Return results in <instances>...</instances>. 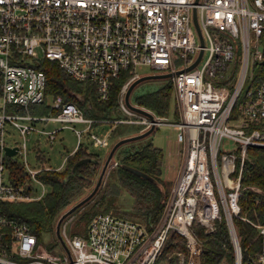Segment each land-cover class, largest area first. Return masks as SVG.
<instances>
[{
    "label": "built area",
    "instance_id": "built-area-1",
    "mask_svg": "<svg viewBox=\"0 0 264 264\" xmlns=\"http://www.w3.org/2000/svg\"><path fill=\"white\" fill-rule=\"evenodd\" d=\"M42 59L56 60L72 77L94 83L102 99L110 81L128 70L119 99L128 117L103 120L111 124L110 131L98 134L91 131L97 120L60 96L50 103L56 112L30 111V105L45 98L46 74L36 66ZM143 65L171 72L179 110L175 120L134 104L151 115L138 112L125 103L127 85L140 76ZM50 120L85 124L82 129L71 126L78 145L86 131L95 146L110 144L118 122H134L144 130L174 126L179 166L161 220L149 227L100 212L84 235L68 233L66 221L61 234L69 258L60 243V252L45 248L25 222L7 216L4 201L41 198L47 186L37 173L60 169L65 161L58 168L42 163L34 169L23 159L28 182L11 184L6 167L11 156L5 147H17V154L26 144H8L6 136L11 129L23 137L37 131L53 141L62 126L44 129L37 124ZM252 147H264V0H0V264H156L170 232L185 239L187 253H176L178 263L200 264L202 241L193 225L212 232L221 219L235 264H264V216L251 220L240 214L243 167ZM34 181L42 186L38 195ZM248 187L264 193L258 186ZM234 217L257 229L260 245L247 258Z\"/></svg>",
    "mask_w": 264,
    "mask_h": 264
},
{
    "label": "trees",
    "instance_id": "trees-1",
    "mask_svg": "<svg viewBox=\"0 0 264 264\" xmlns=\"http://www.w3.org/2000/svg\"><path fill=\"white\" fill-rule=\"evenodd\" d=\"M36 66L44 70L46 74V87L43 102L29 106L33 113L56 112L50 107L47 98L53 99L60 96L65 102L70 101L77 104L86 116L95 118L97 121L92 127L102 124L103 120L120 118V92L130 75L128 70L121 71L110 81L109 93L106 98L102 99L94 83L72 77L60 67L56 60L42 59ZM172 94V84L168 78L156 89L137 95L135 102L152 109L159 115H166L170 111ZM173 112L177 118L176 110ZM138 132L137 129L125 133L118 126L116 129L114 127L111 137L115 134L118 139ZM86 137L89 139L88 135ZM111 142L113 143V140ZM111 142L109 145L112 144ZM114 154L113 161L117 164L108 170L95 195L74 211L81 212L77 223L83 225L82 231L80 233L71 232V234L84 235L89 221L100 212H111L117 216L146 223L149 227L160 219L170 192L169 182L162 176L163 149L150 141L136 144L133 140L121 144ZM37 157L44 164L45 156L38 153ZM85 157L94 160L79 164L77 173L73 174L74 163ZM102 160L99 153L88 149V143L81 141L77 148L68 154L63 167L43 169L37 173V177L48 187L47 192L41 198L6 200L3 203V211L10 218L25 222L38 241H42L44 235L53 236L48 243V249L53 250V246L59 244L54 237L57 218L92 188L99 175ZM126 166L140 169L152 179L144 178L128 170ZM6 167L9 183L18 185L28 182L26 171L20 161L9 157ZM242 185L245 188L239 197L240 214L251 220H262L264 193H258L248 186H258L264 192V147L248 149V158L243 167ZM122 190H126L133 198V202L126 209L120 208L117 204ZM257 199L259 203L255 206ZM234 224L243 258H247L260 245V239L256 238L257 229L241 217H234ZM215 225L216 228L212 232L205 231L204 227L199 224L193 225L195 233L202 241L200 264H235V252L225 220H217ZM177 250H181L185 255L187 253L184 237L173 232L169 234L156 264L163 262L179 264Z\"/></svg>",
    "mask_w": 264,
    "mask_h": 264
},
{
    "label": "rangeland",
    "instance_id": "rangeland-1",
    "mask_svg": "<svg viewBox=\"0 0 264 264\" xmlns=\"http://www.w3.org/2000/svg\"><path fill=\"white\" fill-rule=\"evenodd\" d=\"M138 72L140 73V75L160 73L146 65L138 67ZM167 79L168 78H149V79L140 81L134 86V88L132 89L129 95L130 102L132 104H136L135 97L137 95L156 89ZM246 87L247 85L244 86L243 91L238 99V106H240V104L244 100V97H245L244 92L246 90ZM172 89H173V86H172ZM51 100L52 99L50 97L47 98V101L49 102V104L51 103ZM174 110H176L177 114L179 115L178 106L175 103L174 95L172 94L171 100H170V111L168 114H166V116L168 115V118L170 120L176 119V117L174 116V112H173ZM120 115H121L120 118L128 117L121 109H120ZM101 123L102 124L98 126L92 127L91 131L98 133V134L108 133L110 131L111 124L109 122H101ZM37 124L39 127L44 128V129H53V128H58L61 126H62V129H60L56 133V138L53 141H50L47 135L39 133L37 131H32L26 134L25 137H23L16 129H11L10 134L6 136V142L8 144H14V143L20 144L23 141H25L26 149L22 150L21 153H17L11 156L10 158L20 161L21 164H22V160L25 159L27 165L30 168L36 169L40 167L42 164L38 160V157H37L38 153H41L42 155L45 156L44 163L46 165H49L52 168L60 167L62 163L65 161L68 154L74 151L78 146V137L72 130L71 126L74 125L75 128L82 129L85 126V124L59 122V121H51V120L45 123L39 122ZM118 126H120L122 131L125 133H129L137 129L139 130V132L144 131V129H142L143 127H141L140 124H137L134 122L133 123L118 122L117 124H115V129ZM86 134L87 132L85 131L83 133L81 141L83 143H88L89 150L100 154V156L103 158L101 162V166H102L104 159L109 151L110 146L117 140L116 135L115 134L113 135L114 139L113 137H111L113 140V143L111 142L112 143L111 145L95 146L92 144L90 139L86 137ZM110 135L112 136V133H110ZM135 141H136V144H143V143L150 141V142H153L155 146H158L163 149L164 156H163V161H162V167H163L162 176L164 179H166L169 182V186H170L169 189L171 191V187H172V184L174 183L176 174L178 172V166H179L178 165L179 156L177 154V149H178L179 144L176 140V128L172 125L162 124L158 126L157 128H155L148 135L142 138L136 139ZM114 157L115 156H113V159ZM111 163H113V160ZM111 163H110L108 170H110L112 167ZM107 173L108 171L106 172V174ZM41 190H42L41 184L34 181L33 182L34 194L38 195L41 192ZM46 190H48V187H46ZM132 202H133L132 196L126 190H122L120 197H118V201H117V204L119 205V207L126 209L130 206ZM165 209H166V206H164L162 215L164 214ZM80 213L81 212H74L73 214L69 215L66 219H64V221L61 224V227L67 221L66 229L68 233H71V232L80 233V231H82L83 229V225L81 224L79 225V223H77V218L79 217ZM161 217L158 220V222L161 220ZM158 222H156L154 225H156ZM170 233H173V232H170ZM52 237L53 236H49V235L43 236L42 243L45 248L48 249V243L50 242ZM54 237L56 238L55 235ZM166 241L163 245V248L166 244ZM58 251L60 252V246L58 244H55L53 246V252H58ZM180 251L181 250H177V252H180ZM162 264H167V263L163 262Z\"/></svg>",
    "mask_w": 264,
    "mask_h": 264
},
{
    "label": "water",
    "instance_id": "water-1",
    "mask_svg": "<svg viewBox=\"0 0 264 264\" xmlns=\"http://www.w3.org/2000/svg\"><path fill=\"white\" fill-rule=\"evenodd\" d=\"M193 18H194V23L196 25L197 31L199 33V37L201 40V43L203 42L202 39V35H201V31L197 22V18H196V12L195 10L193 11ZM201 54V52H200ZM200 56V55H199ZM196 59L195 62H193L188 68H191L192 66H194L197 62ZM171 76V72H165V73H153V74H146V75H140L139 77L135 78L134 80H132L128 85L127 88L125 90L124 93V101L127 104L128 107H130L133 110H136L138 112H142L148 115H151L149 112H147L146 110L132 104L129 100V95L132 91V89L134 88V86L139 83L142 80L145 79H149V78H169ZM154 130V126L149 127L148 129L135 133V134H131V135H127L124 137H121L119 139H117L109 148V151L104 159V162L101 166L99 175L94 183V185L92 186V188L83 196L81 197L79 200H77L75 203H73L71 206H69L68 208H66L57 218L56 224H55V236L56 239L58 240V242L60 243V245L63 247V249L66 251V253L68 254L69 258H71V253L70 250L67 246V244L65 243L63 236L61 234V224L64 221V219H66L69 215H71L77 208L81 207L82 205H84L87 201H89L97 192V190L99 189L100 185L103 182L104 176L106 174V172L109 169L110 163L113 160V156L114 153L116 151V149L123 143L129 142V141H133L139 138H142L146 135H148L149 133H151ZM5 152L8 156H12L14 154H16L17 152V147H9L6 146L5 147ZM88 160H94L92 158L89 157H85V158H81L78 161H76L72 167V173L75 174L77 173V166L85 161ZM125 168H127L128 170L144 177V178H148V179H152V177L150 175H148L147 173H145L144 171L137 169L135 167H130V166H126Z\"/></svg>",
    "mask_w": 264,
    "mask_h": 264
},
{
    "label": "crops",
    "instance_id": "crops-1",
    "mask_svg": "<svg viewBox=\"0 0 264 264\" xmlns=\"http://www.w3.org/2000/svg\"><path fill=\"white\" fill-rule=\"evenodd\" d=\"M111 140H112V139H111ZM111 140H110V141H111ZM72 152H73V151H72Z\"/></svg>",
    "mask_w": 264,
    "mask_h": 264
}]
</instances>
